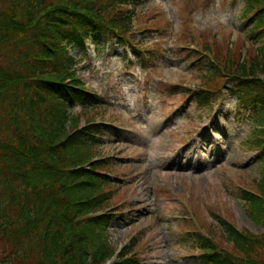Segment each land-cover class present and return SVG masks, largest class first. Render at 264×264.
I'll list each match as a JSON object with an SVG mask.
<instances>
[{
  "label": "rangeland",
  "instance_id": "rangeland-1",
  "mask_svg": "<svg viewBox=\"0 0 264 264\" xmlns=\"http://www.w3.org/2000/svg\"><path fill=\"white\" fill-rule=\"evenodd\" d=\"M244 4L139 0L129 5L132 32L125 45L99 38L70 50L76 74L99 105L70 102L63 130L41 126L56 130L55 142L73 137L77 125L93 126L91 150L107 182L105 202L88 216L102 213L110 221L103 229L71 225L66 217L69 244L84 232L96 258L107 244L111 258L104 264L120 259L126 248L139 264H203L197 234L232 248L220 219L264 233V218L252 219L240 198L243 189H256L264 168V150L253 143L256 113L241 105L231 81L204 67L212 56L237 60L261 45L243 26ZM200 90L213 91L210 103L200 101ZM67 151L75 160L84 153L73 144ZM41 178L32 175L27 183L39 187ZM65 184L60 196L67 202L99 193ZM3 246L0 239V260Z\"/></svg>",
  "mask_w": 264,
  "mask_h": 264
},
{
  "label": "trees",
  "instance_id": "trees-1",
  "mask_svg": "<svg viewBox=\"0 0 264 264\" xmlns=\"http://www.w3.org/2000/svg\"><path fill=\"white\" fill-rule=\"evenodd\" d=\"M138 1L0 0V239L5 253L1 264H104L111 258L105 243L96 258L84 232L76 234L75 244H69L66 235L70 220L71 225L103 229L110 221L102 213L88 216L105 202L102 185L107 182L97 171L100 161H94L91 150L93 126L77 125L73 137L55 142L51 137L56 130L41 123L63 130L70 102L83 108L99 105V98L76 74L70 50L83 49L89 39L99 38L125 45L132 32L129 5ZM244 1L243 26L261 45L253 55L237 60L212 56L204 67L210 75L231 81L241 105L254 109L253 143L264 150V0ZM133 51L138 52L134 47ZM198 94L205 104L213 97L210 90ZM72 144L84 150L76 160L68 155ZM32 175L42 176L39 187L27 183ZM66 182L99 193L67 202L61 197ZM240 198L252 219L264 218V168L256 189H243ZM220 224L232 248L197 234L203 264H264L260 258L264 233L242 230L227 219H220ZM126 249L113 264H139Z\"/></svg>",
  "mask_w": 264,
  "mask_h": 264
}]
</instances>
